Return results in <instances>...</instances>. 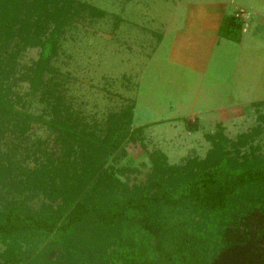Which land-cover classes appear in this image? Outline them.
I'll return each instance as SVG.
<instances>
[{
    "label": "trees",
    "instance_id": "1",
    "mask_svg": "<svg viewBox=\"0 0 264 264\" xmlns=\"http://www.w3.org/2000/svg\"><path fill=\"white\" fill-rule=\"evenodd\" d=\"M104 13L84 0H0V140L17 144L0 146V264H264V100L252 104L259 123L250 130L233 138L218 122L205 134L206 155L180 164L155 149L145 180L130 183L138 169L116 161L137 140L135 103L100 128L45 78L65 26ZM244 24L239 13L224 15L218 36L240 42ZM31 47L39 58L18 75ZM18 80L42 89L43 115L16 106L26 105ZM35 120L52 142L24 149L20 137Z\"/></svg>",
    "mask_w": 264,
    "mask_h": 264
},
{
    "label": "rangeland",
    "instance_id": "2",
    "mask_svg": "<svg viewBox=\"0 0 264 264\" xmlns=\"http://www.w3.org/2000/svg\"><path fill=\"white\" fill-rule=\"evenodd\" d=\"M84 1L105 13L65 26L52 62L56 71L45 78L57 81L67 105L100 128L110 113L135 103L137 140L125 143L116 161L138 169L128 175L130 183L145 180L155 149L180 164L188 155H206L211 143L205 134L218 122L233 138L259 123L252 104L264 100V0ZM233 13L245 21L240 42L217 36L223 16ZM40 51L22 52L18 75ZM14 89L26 102L16 105L20 110L44 114L42 89L34 93L21 80ZM189 121H198L199 128L189 129ZM22 137L24 149L53 139L36 120ZM7 140H0L3 149L17 145ZM257 141L264 150V133ZM43 201L31 202L38 207ZM6 246L0 242V250Z\"/></svg>",
    "mask_w": 264,
    "mask_h": 264
},
{
    "label": "crops",
    "instance_id": "3",
    "mask_svg": "<svg viewBox=\"0 0 264 264\" xmlns=\"http://www.w3.org/2000/svg\"><path fill=\"white\" fill-rule=\"evenodd\" d=\"M221 22V21H220ZM220 25V24H219ZM219 25H218V28H219ZM218 28H217V36H218Z\"/></svg>",
    "mask_w": 264,
    "mask_h": 264
}]
</instances>
